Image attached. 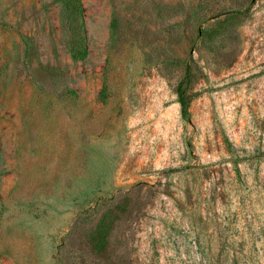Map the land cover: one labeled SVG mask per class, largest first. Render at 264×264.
<instances>
[{
	"label": "rangeland",
	"instance_id": "374dc122",
	"mask_svg": "<svg viewBox=\"0 0 264 264\" xmlns=\"http://www.w3.org/2000/svg\"><path fill=\"white\" fill-rule=\"evenodd\" d=\"M79 2L0 0V264H264V0Z\"/></svg>",
	"mask_w": 264,
	"mask_h": 264
},
{
	"label": "trees",
	"instance_id": "16d2710c",
	"mask_svg": "<svg viewBox=\"0 0 264 264\" xmlns=\"http://www.w3.org/2000/svg\"><path fill=\"white\" fill-rule=\"evenodd\" d=\"M65 6L66 10L69 12L72 24H75L79 30H83L81 6L79 0H60ZM212 36L218 35L216 31H211ZM210 37V35H209ZM213 39V37H210ZM78 42L84 41V35L80 31V35L77 34ZM85 49L80 46L71 48V56L74 60L84 56ZM198 79V70L190 62L184 67L183 75L175 88V95L177 103L180 108V114L183 120H186L189 116L190 103L195 97L192 91L193 84ZM120 213L129 212L130 206L128 203L124 205L117 206ZM115 221L113 215L110 211H106L100 217L94 231L88 235V244L91 251L97 256L105 261V264H122L114 258L111 253L112 242L111 236L113 232Z\"/></svg>",
	"mask_w": 264,
	"mask_h": 264
}]
</instances>
